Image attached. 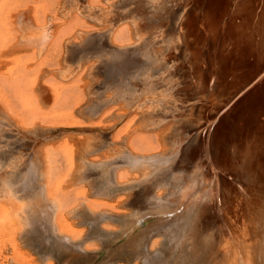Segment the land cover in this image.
I'll use <instances>...</instances> for the list:
<instances>
[{"label": "rangeland", "instance_id": "obj_1", "mask_svg": "<svg viewBox=\"0 0 264 264\" xmlns=\"http://www.w3.org/2000/svg\"><path fill=\"white\" fill-rule=\"evenodd\" d=\"M181 1L182 3L184 2L186 4L185 9H182L183 7L182 8L180 7L181 5H183ZM253 1L254 2L257 1V3L259 2V0H214L215 7H213V5L212 6L210 5L211 0H190V1L169 0L167 2H165V0L164 1L114 0L112 5L110 3H105L104 0L102 1V4L104 6H108L109 17L116 18V20L114 21L115 28L116 27L118 28L117 25L121 22L122 23L119 27H123V26L126 27L129 25V27L133 31L136 30L137 24L143 25L140 28V33L142 32L143 34L139 38L138 40L139 42H137L138 43L137 45H141V51L135 52V54L133 52V54L131 53L132 56L131 54H130L131 57L129 56L130 61H134L136 63L140 62L142 63V65L139 67L140 70H137L138 72H136L135 71L136 68L133 67L131 68L132 71L128 70L129 73H124L123 74L124 76L123 75L119 76L121 78L120 79L121 81L114 80L113 82L114 88L116 87L115 85H118V83L120 84L121 87L120 86L118 87L122 88L126 93L125 95L127 98L126 101L121 100L120 96H118L117 94L115 95V92L113 94L112 89L107 90V88L105 89L106 86L102 87V83H101L103 82L102 78L105 81H107L108 79L107 76H111L109 75V73H112V71L107 72L105 70V69L109 70L108 69L110 68L109 65L104 66V71H103L104 74L97 75L96 79L95 78L88 79L89 85L92 87L90 89V93L92 92L91 95L94 96V97L91 96L90 93L88 94L89 98L90 96L91 99L93 98L92 101L90 100L88 105L91 104L90 106H92V109L95 107L94 109H97V111L101 110L103 112L108 110V111H114V112L118 111L119 113L120 112L123 113V117H120L121 119L119 117L118 118L116 117L117 119L115 118L112 120L114 121L112 122L114 123V127H113L114 129L112 128L111 133L117 135L120 133L123 134L126 129L129 128L131 129L132 127L146 120L148 122H151L152 116L154 115L153 112L155 110L158 112L162 111L163 113H166V115L164 114V118H165L164 121L165 123H167L166 126L167 127L166 129H168L167 132L169 134L171 132V136L168 139L169 142L168 141L166 142L167 147L164 145L165 152L168 154V155L166 154L167 157L165 158L168 159L172 155L171 158H174L175 161L174 162L175 170L173 169L175 172H173L171 176L169 174L165 178L167 183L168 182L169 183L168 184L165 183L167 188L165 186L160 190V192L162 193V197L165 198V202H163V204L161 203L159 205V208L165 209L163 211H160L163 213L164 211L167 210L168 211L167 217L169 218V220L173 219V221L171 220L169 222L170 224L166 222L167 225H165V227L163 228H160L157 234L156 233L154 234L153 238L147 243L148 245L146 244L147 246L141 245L138 246L137 249V247L135 248V246L130 247L128 244H125L123 243V241L122 242L120 241L121 239L120 231L124 223L121 219L124 218L126 214L121 215V213L119 212L115 213L116 211H113L111 221L110 219L107 220L105 219V221L104 222L101 221L102 223H99L95 229H93L94 218L93 219L91 218L92 215L91 214L89 215V211H86V213L84 214L86 216L82 215L83 219L85 217L84 220L83 219L79 220V217L78 218L67 217L68 227L69 226L71 227V229L69 227L71 231H69L68 234L71 235V237H73L76 241H81L82 239L83 244L85 245V247L88 248V249H82L83 254L74 259H71V261H69V264H102V263L103 264H146L143 263V261H141L142 259H140L141 256H144L143 253L146 255L149 254L148 255L149 257L153 256V258L152 257L150 258L151 259L150 262H152V260L156 258L154 259V263L152 264L155 263L156 264L158 263L159 264H169V263L170 264H222V263L252 264L251 262L252 255L248 253H250L252 245L256 244L257 240L259 241L263 238L260 232L263 231V226H264L263 223L264 221V216H263L264 215V197H263L264 196V136H263L264 135V126H263L264 125V45H263L264 36L263 37L260 36L257 32L254 33L253 35L250 34L251 28H248L246 25L247 20L250 17V15L248 14L249 10L247 8H249L251 4H254ZM178 6L179 9H177ZM192 6L193 9L191 8ZM210 6L214 9L215 14L217 16L215 17L214 21H212L209 17ZM186 9L188 12L186 11ZM187 17L189 20L187 19ZM186 20L188 21V23ZM101 22H103L104 24L102 25L103 27L109 28L110 25L106 23L107 21H101ZM114 22L112 23L114 24ZM188 26H190V28ZM113 28H111L112 32H114ZM253 29H254V25L252 30ZM185 37H186V41L182 39ZM107 38L110 39V36H108ZM167 39L170 41H167ZM169 44H171L170 45L171 50L169 49V51L172 52V53L170 52L172 56L171 58L169 56L166 59L164 55L166 54L167 50L165 48L168 49ZM261 45H263V47ZM168 58L170 61L168 60ZM162 61L164 62L165 65L163 64ZM157 70L159 71L158 74L157 72H155ZM168 70L172 73L174 72V75L172 76L167 75V72L165 71ZM161 71L164 72L162 73ZM137 73L146 76L154 74L153 76L151 75L148 80H150L151 82L152 79L159 77L158 79L159 83L157 81H154L155 83H151L150 87L147 83H146L147 87L145 86V84L143 86L141 81L137 83L139 77ZM124 77L125 78L127 77L126 80H124L125 79ZM160 79L161 82L163 81L161 84H160ZM123 80L125 81V83H136L133 86L131 85L132 88L134 89L136 88V90L129 87H124ZM188 80L190 82H187ZM95 81H97V83ZM203 81H205V83H203L204 85L201 91L200 90L201 88L198 86ZM184 82L186 84L188 83L189 85L185 86ZM94 85L95 87H98L95 90H94L95 88ZM100 87H102L101 90ZM104 89L107 91H105ZM130 89H132V91ZM204 89L206 90L209 89V91L207 92ZM109 91L112 93L110 94ZM196 91H199V93L196 94L198 97L195 96L194 98H192L191 102L189 101V103L188 102L187 104L185 103L186 105L181 103L180 101L181 98L185 97V95L188 93H193ZM104 92L106 93L104 94ZM93 93H95V95ZM100 93H103V95ZM127 94H131V95H127ZM108 95L110 96L108 97ZM218 95H220L221 97L220 96L218 97ZM213 96L215 98H213ZM113 98L114 100H112ZM117 98H120V101L119 99L117 100ZM226 98H228V100ZM248 98H256V100L254 99V101L253 100L247 101ZM94 99L96 100V102L94 101ZM108 99H110V101H108ZM104 100L105 101L107 100L108 103H106ZM103 101L105 102L104 104H102ZM251 101L253 103H251ZM110 102L112 106L111 105H108L109 107H107V105L104 106L105 104H109ZM124 102L126 104L127 103L131 104L129 106L126 105L128 107V111H126L127 108L124 111L123 109L125 108L123 109L121 108L123 106L125 107ZM178 102L180 105L182 104L183 107L184 106L189 107L190 105L193 107L194 105L193 103L196 104V107L202 106L204 104L203 106L205 109L202 107L203 109L201 110L199 109V111H197L198 109H196V107H193V110L191 111H193L194 113L191 112L193 114L189 115L188 109H186V107L180 108L181 106L178 104ZM245 104L247 106H245ZM134 105L136 108L134 107ZM256 105L257 107H255ZM97 106L100 107L98 108ZM178 106L180 107L178 108ZM241 106L242 107L245 106V107H243L242 109ZM102 107L104 108L100 109ZM119 107L120 109H118ZM129 107H132L131 108L132 110ZM251 108L252 109L254 108L255 112ZM114 109L115 110L117 109V111H115ZM138 111L142 114L140 115ZM169 111L170 112L173 111L175 112V114L172 115L173 112L170 113ZM176 111L178 112L177 115H176ZM179 111L180 113H182L181 115L183 116V119L182 116L179 117L180 115ZM128 112L134 114L131 115ZM200 113L201 115H199ZM135 114H137L138 117ZM148 114L149 117L151 118L148 117ZM167 114L171 115L172 117L170 118ZM255 114H257V117H254ZM175 115L177 119L174 120ZM192 115L193 117L195 116V118H193ZM140 116L142 118H140ZM230 118L232 121L230 120ZM254 118L256 119V122H254L255 121ZM168 119L171 120L169 121ZM118 121L119 124L117 125ZM121 121L124 123H121ZM125 122H127L128 125ZM198 122L202 125L196 132L198 133V135L200 134L201 136H203L204 139L203 140L201 139V142L199 144L193 143L194 141L192 143H189L191 142V138H188L186 136L187 128L189 129L190 127H192V125H195ZM185 123L186 125H184ZM221 123L224 124L223 127L224 131L223 133L222 132L219 133V135L221 134L222 135L217 140L219 142L222 152L219 154L217 153L216 155L213 152H211L212 146H210V143H208L209 141L205 134H207L206 129H210V128L214 129L215 127L219 126L218 124ZM174 124L175 126H173ZM169 125H172V127H170ZM1 126L2 123L0 122V127ZM177 126L181 128L179 129V131H176L175 127ZM184 129H186V131ZM236 130H238L239 132ZM174 132L175 133L177 132L178 135L177 133L174 134ZM181 133L183 134L182 136L180 135ZM176 135L179 138H177ZM152 136H154V134H152ZM180 137H185L186 139L182 138L184 139L182 141ZM221 138L224 140L221 141ZM170 140L171 141L174 140L173 145L170 144L172 143ZM40 142L41 141L36 142L34 145L35 149L32 146L33 149L31 151L33 150L36 151ZM169 145H171L172 148H170ZM31 151L29 150L27 152L28 154L24 155L26 159H28L29 153ZM35 151H33L34 153L31 152L33 153V157L36 156ZM117 156H118L117 159L119 160L118 164L130 168L129 166L130 164L128 162H125L128 159L127 158L128 154L119 152ZM123 157L125 161L123 160ZM190 158L191 159L193 158V164L194 162L197 163L193 165V167H190L188 169H186V167H183L184 169L182 168L179 169L180 165H182V163L184 165L186 161L189 160ZM217 159L218 161H216ZM1 160L2 159H0V161ZM211 160L212 161L214 160L213 163H211L212 162ZM214 163L215 166H213ZM254 165H256V167ZM1 167L2 166H0V171H1L0 175L1 174L2 175L0 177V183L4 182L1 181V179L8 180L12 183L14 181H18L16 188L18 187L22 190V191L19 190L18 193L25 194L26 196L33 195L38 191L39 185L33 180L32 177H30V175L33 176V173H31L32 171L30 170L27 171L26 169H24L23 172H25V174L21 175L19 179H16L15 175L13 177L8 175L7 173V170H9L8 168L7 170L3 168H2L3 170H1ZM181 169L183 172L181 171ZM194 172L198 174L197 176L199 178L196 176V174H193ZM69 174H70L69 172L68 174L67 173L65 174L64 182L66 178L70 177ZM86 175H87L86 176L87 180L89 179L88 182L87 180H85L86 179L85 178L81 180V182L77 184L76 183L70 184V186L68 185L67 188L64 189L66 191V195L68 196L69 200L72 201V205L75 204L74 206H76L78 205V202L81 201L83 203L84 202L90 203L94 205L96 209H100L101 207H106L108 204H113L114 201L103 200L104 202L103 201L101 202V197H99V193H95L94 195L92 194V192L95 189L100 188L99 186H101V188L103 187L105 188V186L110 187L111 186L110 183L112 182L107 179L104 180L103 178L100 181L101 178L98 177L99 178L98 179L96 176L97 174L93 172H89ZM94 175L96 179L94 178ZM88 176L90 177L88 178ZM92 178L94 182L91 181ZM23 180H25L26 183ZM98 182H100V184H98ZM140 183H141L140 181H137L135 183L136 187L133 192L135 191L136 192L134 193L135 195H133L132 197V200L134 202L132 204H128L129 206L126 205L122 208L119 207L118 209L120 212L127 211V214H133V211L136 212V214H143V213L148 214L149 216L147 215L146 217H148L149 218L148 220L151 221V219L154 220V218L156 217L155 213L154 215H151V211L155 207L152 202L150 203V200L147 197V192H148V190H146L147 188L145 187V185ZM101 184L102 185L104 184V186L102 187ZM112 187H113V183H112ZM116 192L122 193L123 191H115V193ZM74 201L75 203H73ZM102 203H105L107 205L102 206L104 205ZM196 213L198 215H196ZM178 214L180 215V217ZM169 216L172 218H170ZM255 216L258 217L257 218L258 220H261L260 218H262V221H259V224L257 223L258 220L255 219L256 218ZM44 225L47 226V223ZM255 226L258 227L256 228ZM47 230L48 228H46V230L43 231L46 234L45 236L43 235L44 237L42 236V232L39 233L40 235H37L38 237L36 236L37 238L33 236L35 238L31 239V244L29 246L26 245L25 243L22 244L21 242V246L18 248L20 257L17 255L18 253L14 252L16 254V257L15 254L13 253L14 250L13 248H11L12 246L11 244L13 243V241L10 242L9 240V242L6 241L5 243L1 244L2 248L0 252L2 255L0 254V261L3 264H14V262L15 264H31V263L49 264L52 262L53 264H63L65 260H69L68 256L66 255L64 256L63 253L58 252L57 248H53L52 246L54 244L53 235H51L52 233ZM191 236L192 238L190 239ZM248 237L249 239L251 238L250 241ZM18 241L21 240H19L18 238ZM160 243L162 244L160 245ZM249 243H251V246ZM144 246L146 248H144ZM243 246H245L246 248ZM247 247L249 248L247 249ZM93 249L94 250L97 249V250L94 251ZM141 249L143 250V252L141 251ZM159 252H161L163 256H161V253ZM240 253L243 256L242 258ZM17 256L19 257V259L22 260H16V258H18ZM4 257L6 259H4ZM44 257H48V259H45ZM239 259L240 261L242 259L243 263H241ZM248 259H250V261ZM156 260H158L159 262ZM21 261L22 262L26 261V263L24 262L22 263Z\"/></svg>", "mask_w": 264, "mask_h": 264}, {"label": "bare ground", "instance_id": "obj_2", "mask_svg": "<svg viewBox=\"0 0 264 264\" xmlns=\"http://www.w3.org/2000/svg\"><path fill=\"white\" fill-rule=\"evenodd\" d=\"M102 1L103 0H0V122L2 123V126L0 127V159H2L0 161V166H2L1 170L3 169L7 170L8 168L9 169L7 170L8 175L12 177L15 175L16 179H19L21 175L25 174V172H23L24 169H26L27 171L30 170L32 171L31 173H33V176L30 175V177H32L33 180L39 185L38 191L36 193L30 196H26L25 194L18 193V191L21 190L18 187L16 188L18 181H14L12 183L8 180L1 179V181H4V182L0 183V250L2 248L1 244L5 243L6 241L9 242L10 240V242L13 241V243L11 244L12 245L11 248H13L14 250L13 253L14 252L18 253L17 255L19 256L18 248L21 246V242L22 244L25 243L26 245L29 246L31 244V239L35 238L37 235H40L39 233L42 232V236L43 235L45 236L46 234L43 231L46 230V228H48L47 231H50L52 233L51 235H53V239H54V242H53L54 244L52 245L53 248H57L58 252L63 253L64 256L65 255L68 256L69 260H65L64 262L63 261L62 262L63 264H69V261H71V259H74L83 254L82 249H88V248L85 247L82 239L81 241H76L73 237H71V235L68 234V232L71 231L70 230L71 227L69 226L70 227L69 229L68 223H67L68 221L67 217L68 218L70 217L78 218L79 217V220H80V219H83L82 215H84L86 211H89V215L90 214L92 215L91 218L92 219L94 218L93 219V222H94L93 229H95L97 225L99 223L104 222L105 219L106 220L110 219L111 221L113 211H116L115 213L119 212L121 213V215L126 214L125 217L121 219L124 223H123V226L121 225L122 229L120 231V237H121L120 241L121 242L123 241V243L128 244L130 247L135 246V248L137 247V249H138V246H141V245L147 246L148 245L147 243L153 238L154 234L155 233L157 234L160 228H163L165 227V225H167L166 222L169 223L171 220L173 221V219L169 220V218L167 217L168 216L167 210L164 211L163 213L160 211H163L165 209L159 208V205L165 202V198L162 197V193L160 192V190L166 186L165 183H167V181L165 178L169 174L171 176L172 173L175 172L174 171L175 161H174V158H171L172 155L171 156L169 155L170 158L168 159L165 158L168 155L165 152L166 142L171 136V132L170 134L167 132L168 131V129H166L167 123H165L164 121L165 120L164 114L166 115V113H163L162 111L158 112L155 110L153 112L154 115L152 116L151 122H148L147 120H146L147 122L141 121L142 123L137 124L131 129L125 128L127 124V122H125L126 124L124 128L126 130L124 129L125 131L123 134L120 133L117 135V134L111 133V130L114 127V123H112L114 121L112 120L115 119L116 117L117 118L123 117V113L122 112L119 113L117 109L116 110L114 109L117 112L108 111V110L103 111V112L101 110H100L101 112L98 110L99 111L98 112L97 109H94L95 107L92 109V106H90L91 104L88 105L90 100L92 101L93 99V98L91 99V96L93 95H91L92 92L90 93V89L92 87L89 85L88 79H93V78L96 79L97 75L104 74L103 73L104 66L109 65L110 66V68H108L109 70L107 69L105 70L107 72L112 71V73H109V75L111 76H107L108 78L107 81H105L100 76L103 80V82H101L102 87L106 86L105 89L107 88V90L112 89L113 94L115 92V95L117 94L118 96H120L121 100L126 101L127 99L125 96L126 93L124 92L122 88H120L121 87L120 84L118 83V85H115L116 87L114 88L113 82L114 80L121 81L120 80L121 78L119 76H122L124 73H129L128 70H131V68L133 67H135L136 68L135 71L138 72L137 70H140L139 67L142 65V63L139 62L140 60L138 61L139 63L130 61L129 56L131 53L133 54V52L135 54V52L141 51V45H137L138 44L137 42H139L138 40L143 34L142 32L140 33V28L143 25L137 24L136 30L133 31L129 27V25L126 27L125 26L119 27L122 23L121 22L117 25L118 28L117 27L115 28L114 21L116 20V18L109 17L108 6H104L102 4ZM104 1L105 3H110L112 5L114 0H104ZM161 1H164V0H161ZM167 1L165 0V2ZM253 3L254 4H251L249 8H247L249 10L248 14L250 15V17L248 16L249 18L247 20L246 25L248 28H251L250 34L253 35L254 33L257 32L260 36L263 37L264 36V0H259L258 3L257 1L255 2L253 1ZM182 4L183 5H181L180 7L181 8L183 7L182 9H185L186 4L184 2ZM210 5L211 6L213 5V7H215L214 0H211ZM211 6L209 10V17L212 21H214L215 17L217 16L215 14L214 9ZM191 8L193 9V6ZM177 9H179V6ZM120 19H123V18H120ZM101 21H107L106 23L110 25L109 28L103 27L102 25L104 24ZM112 22H114V24ZM253 25H254V29L252 30ZM188 27L190 28V26ZM111 28H113L114 32L111 31ZM108 36H110V39L107 38ZM182 39L186 41V37ZM167 41H170V40L167 39ZM170 45L171 44L168 45V49L165 48L167 50L166 54L164 55L166 59L167 57L170 56L171 58L172 56L171 55L172 52L169 51ZM263 45H264V42H263ZM263 45L261 46L263 47ZM155 72H157L158 74L159 71L157 70ZM165 72H167V75H171V76L174 75V72L172 73L169 70ZM145 74H146V71H145ZM137 75L139 76V77L136 76L138 77L137 83L141 81L143 86L145 84V86L147 87L146 85L147 83L150 87L151 83H155L154 81H157L159 83L158 76H157L158 78H155V79L151 78L152 80L150 82V80L148 79L152 74L146 76V75H140V73L139 74L137 73ZM126 78L124 80H126ZM95 82L97 83V81ZM162 82L160 79V84ZM187 82H190V81L188 80ZM203 83H205V81L201 82L200 85L198 86L201 88L200 89L201 91L204 85ZM134 84L136 83H125L124 81L123 86L132 88ZM184 85L186 86L189 84L185 83ZM102 87H100V90ZM96 88L98 87H95L94 90ZM132 89L130 90L132 91ZM134 90H136V88ZM185 90H186V87H185ZM206 91L208 92L209 89H207ZM89 93L91 95L90 98L88 96ZM105 93L106 92H104V94ZM111 93L112 92H110V94ZM197 93H199V91L186 94L185 97L180 99L181 103L187 104V102L188 103L189 101L191 102L192 98L197 96L196 95ZM93 94L95 95V93ZM100 94L103 95V93H100ZM127 95H131V94H127ZM220 95H218V97ZM109 96L110 95H108V97ZM111 96H114V95H111ZM120 98H117V100L119 99L120 101ZM213 98L215 97L213 96ZM110 99H108V101H110ZM226 99L228 100V98ZM254 99L256 100V98H248L247 101H250V100L254 101ZM112 100H114V98ZM94 101L96 102L95 99ZM104 101L103 103L102 102L101 103L102 104H104L105 102L108 103L107 100L105 102ZM175 101H178V100H175ZM111 102L109 104H105L104 106L107 105V107H109L108 105H111ZM251 103L253 102L251 101ZM182 104L181 105L179 104L181 107L178 106V108L186 107V109H188L189 111L188 113L189 115L194 113L191 110H193V107H196L195 103H193L194 104L193 107L191 105L189 107L188 106L183 107ZM126 105L129 106L131 104L125 103V107L124 106L121 107L122 106L121 105L120 107L122 109L125 108L123 109V111L126 110V108H127L126 111H128V107ZM203 105L196 107V109H198L197 111H199V109L200 110L203 109L204 108ZM245 106L247 105L245 104ZM120 107L118 109H120ZM132 107H129V108L131 109ZM255 107H257V105ZM103 108L104 107L100 109H103ZM252 110L254 111V108ZM177 113L178 112L176 111V115ZM141 114L142 113H140V115ZM173 114H175V112H173L172 115ZM181 114L182 113H180L179 117L182 116ZM167 115L170 118L172 117L169 114ZM176 115H175L174 120L177 119ZM199 115H201V113ZM148 117H149V114H148ZM254 117H257V114H255ZM140 118L142 117L140 116ZM193 118H195V116ZM182 119H183V116H182ZM168 120L170 121L171 119H168ZM254 120H255L254 122H256L255 118ZM121 123H124V122L121 121ZM118 124H119V121L117 125ZM184 125H186V123ZM201 125L202 124L198 122L195 125H192V127H190L189 129L187 128V131L186 129H184L186 131V136L188 138H191V142L189 143H192L194 141L193 143L199 144L201 142V139L202 140L204 139L203 136H201L200 134L198 135V133L196 132L200 128ZM218 125L219 126L215 127L214 129H211V128L206 129L207 134H205L209 141L208 143H210V146H212L211 152H213L216 155L217 153L219 154L222 152L217 139L220 138V136L222 135V134L219 135V133L220 132L223 133L224 131L223 129L224 124L221 123ZM169 126L172 127V125H169ZM173 126H175V124ZM175 128H176V131H179V129H181L178 126ZM122 131H123V128H122ZM176 133L174 132V134ZM152 134H154V136H152ZM180 135L182 136L183 134L181 133ZM116 137H119V138H116ZM177 138L179 137L177 136ZM182 138H185V137H180V139L183 141L184 139ZM222 140L224 139L221 138V141ZM38 141H41V142L39 143L36 151L33 150L36 152V156L33 157L34 152L31 150L33 149L35 143ZM171 142L172 143L170 144L173 145L174 140ZM169 146L170 148H172L171 145ZM29 150L33 153L30 152L28 159H26L24 155L28 154L27 152ZM254 151H257V150H254ZM119 152L128 154L127 161L124 160V157H123V160L130 164L129 165L130 168H127L121 164H118L119 160L117 159L118 157L117 155ZM213 161L211 163H213ZM216 161H218V159ZM196 163L194 162L193 164V158L192 159L190 158L189 160L186 161L184 165L182 163L179 169L180 168L184 169L183 167H186V169H188L190 167H193V165H195ZM213 166H215V163ZM254 166L256 167V165ZM68 172L70 173L69 174L70 177L66 178L64 182L65 174L66 173L68 174ZM89 172H93L97 174L96 175L97 178L98 177L101 178L100 181L103 178L104 180L107 179L113 183V187H112V183H110L111 184L110 187L112 188L106 187V186L104 188L103 187L104 184L103 185L101 184L103 188H101V186H99L100 188L96 187L97 189H95L92 192L93 195L95 193H99V197H101V202L103 200L114 201L113 204L107 205L105 203H102L104 204L102 206H106V205L107 206L101 207L100 209H96L94 205L90 203H85V202L83 203L81 201L78 202V205L76 206H74L75 204L72 205V201L69 200L68 196L66 195V191L64 189L67 188L68 185L70 186V184H74V183L77 184L81 182V180L86 178L87 176L86 174H88ZM193 174H196V173L194 172ZM197 175L198 174H196V176ZM89 177L90 176H88V178ZM94 178H95V175H94ZM85 180H87V178ZM23 181L26 183L25 180ZM91 181H93V178ZM137 181H140L143 185H145V187L147 188L146 190H148L147 197L149 198L150 203L152 202L155 207L151 211V215H154V213L156 215L155 218L153 217L154 220L151 219L152 222L148 220L149 219L148 217H146L148 214H144V213L136 214V212L134 211H133V214H127V211L120 212L118 209L119 207L122 208L134 202L132 200V197L133 195H135L134 193L136 192V191L135 192L133 191L136 187L135 183ZM98 184H100V182H98ZM115 191H123V192L115 193ZM73 203H75V201ZM196 215L198 214L196 213ZM117 217H118V214H117ZM257 218L258 217H256L255 219ZM260 219L261 220L257 219L258 224H259V221H262V218ZM46 223H47V226L44 225ZM89 223H90V220H89ZM260 226H263V225H260ZM255 227L257 228L258 226H255ZM40 228H42L43 230ZM260 233H261V236L263 237L262 238L263 241L262 239L259 241L257 240V243L252 245L251 250L249 249L250 253L248 254L252 255L251 256L252 259L250 258L252 264H264V226H263V231H261ZM18 238L21 241H18ZM191 238L192 236L190 237V239ZM251 243H249L250 246H251ZM161 244L162 243H160V245ZM145 246L144 248H146ZM248 248L249 247H247V249ZM142 249L141 251L143 252ZM143 255L144 256H141L140 258L142 259L141 261H143V263H146V264L154 263V259L156 258H154L152 262H150L151 261L150 258L151 257L153 258V256L149 257L148 256L149 254L146 255L144 253ZM161 256H163L162 253H161ZM15 257H16V254H15ZM19 257L16 258V260H22V259H19ZM242 257L243 256L241 255V258ZM44 258L48 259V257H44ZM4 259L6 258L4 257ZM250 259L248 260L250 261ZM240 262L243 263V260L241 259ZM24 263H26V261ZM0 264H3V263L0 261ZM49 264H53V262Z\"/></svg>", "mask_w": 264, "mask_h": 264}]
</instances>
